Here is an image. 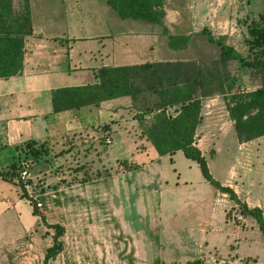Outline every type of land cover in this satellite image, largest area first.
Wrapping results in <instances>:
<instances>
[{
	"label": "rangeland",
	"instance_id": "obj_1",
	"mask_svg": "<svg viewBox=\"0 0 264 264\" xmlns=\"http://www.w3.org/2000/svg\"><path fill=\"white\" fill-rule=\"evenodd\" d=\"M82 1L91 3L90 0ZM85 6L77 12L82 23L88 20V5ZM163 10L166 14L163 26L153 25V29L159 31L161 41L157 62L194 61L204 66L217 59L218 49L198 34L201 29L213 38L221 37L226 45L243 57L250 56L246 43L249 40V22L264 12V0H163ZM111 13L120 19L113 10ZM66 17L68 21V15ZM131 22L134 21L124 23L130 26ZM163 28L170 35L185 36L189 32L186 47L168 55ZM226 70L234 80L232 93L248 92L257 86V77L236 62H229ZM74 77L82 79L80 74ZM88 77L87 84L92 82ZM226 98H205L201 104V118L208 119L205 130L214 136L211 142L202 143L199 147L205 150L208 172L218 183L224 178L225 161L221 155L213 158L212 154L217 140L215 123L223 114L222 102ZM148 100L151 104L147 109H153L154 99ZM168 113L173 112L169 110ZM123 118L135 120L133 112H123L118 119ZM144 120L149 121V116H144ZM75 127L67 135L50 141L52 152L62 150L63 154L41 160L28 169L32 195L39 197L41 208L37 211L44 222L30 213L31 208L27 200L20 198L21 191L17 185L0 182V185L9 187L8 191L2 192L6 193L4 198L13 203L8 206V213L0 214V264H43L44 250L51 244L52 230L47 228L51 224L63 228L60 238L62 249L45 264H186L194 260L201 264H264V241L254 229L252 220L244 217L237 205L226 212L227 219L234 224L233 228L238 226L241 229L236 255L225 244L200 252V247L194 244L196 240L187 237L186 229L189 225L195 226L196 217L178 213L185 197L211 187L202 179L197 165L185 159L180 151L162 156L159 162L160 172L167 183L161 191L159 214L152 182H144L138 171L118 176L121 173L116 170L115 160L147 162L143 155L126 158L112 155L115 140L111 135L120 130V125L113 126L114 132L107 130V133L93 125L79 124ZM125 134L130 135L129 139L127 135L125 138L131 147L135 144L130 139L133 133L126 130ZM106 137H109V144L104 142ZM223 144L230 145L227 141ZM68 145L70 148L65 152ZM133 146L129 149L132 150ZM253 147L255 157L244 162L234 182L242 187L254 186L256 190L252 191L260 201L264 197V138L255 142ZM79 166L83 167L86 175L77 171ZM94 173L98 178H94ZM142 184L149 186L142 187ZM8 207L0 201V212ZM260 207L262 209V205ZM234 212L243 217L242 223L234 220ZM164 220L168 223L165 224Z\"/></svg>",
	"mask_w": 264,
	"mask_h": 264
},
{
	"label": "crops",
	"instance_id": "obj_2",
	"mask_svg": "<svg viewBox=\"0 0 264 264\" xmlns=\"http://www.w3.org/2000/svg\"><path fill=\"white\" fill-rule=\"evenodd\" d=\"M89 2L91 3H83L82 0H28L31 34L23 41L21 70L15 76L0 79V171L11 163L9 161L14 155L11 148L23 141H45L50 145V141L67 135L79 124L94 127L108 125L110 132H114L113 126L120 125V130L111 135L115 140L111 153L124 158L133 155H143L147 158V162H136L141 165L136 171L141 174L144 182L153 183L152 191L156 192L155 204L157 203L160 214L161 191L167 185L159 167L162 156L158 157L151 146L141 138L135 120L118 119L123 112L134 114L127 98L102 102L97 110H83L80 114L71 111L51 113V91L61 87L86 85L88 75L92 78L89 84H92L93 73L97 68L159 61L157 58L161 51V41L159 31L153 29V25L132 20L134 22L129 23L131 24L129 26L128 23H124L129 19L113 17L104 0ZM17 4L18 0L16 2L12 0L13 8L17 9ZM85 4L88 5L86 8L89 12L86 13L88 20L82 23L77 17V12L81 7H86ZM165 19L166 14L163 22ZM81 31L83 35L78 34ZM189 35V32L185 34ZM164 42L168 55L178 52L168 49L166 41ZM75 74H80L82 79L74 77ZM225 102H222L223 114L216 119L217 140L212 154L213 158L221 155L225 161L224 178L219 185L229 187L237 200L248 208H261L260 205L262 207L264 205V197L260 201L256 198L252 191L256 190L255 187L249 186L250 184L242 187L235 184L234 180L238 179L236 173L245 165L244 162L255 157L253 145L264 136L238 143L232 131ZM206 123L208 119L202 118L193 137V145L204 159L205 150H201L199 146L211 142L213 135L206 132ZM124 128L133 133L131 135L133 138L130 139L131 142L135 141L134 146L132 145L135 151L129 149L132 146L127 145L128 140L125 138L127 134L124 135L126 130L122 131ZM129 136L127 135V138ZM225 141L230 145H224ZM124 174L126 173L118 176ZM148 186L142 184V187ZM2 190L8 191L9 187L0 185V201H4L7 207L12 206V201L4 198L6 193L4 194ZM235 206L234 201L226 194L212 187L199 194L185 197V203L178 213H185L190 218L196 217L195 226L189 225L186 235L196 240L194 244L200 247V252L202 249L208 252L216 249L218 245L225 244L233 255H236L239 240L237 237L241 229L238 226L233 228L234 224L226 217V212ZM9 207L7 210L4 208L0 214L8 213ZM163 222L166 224L168 220ZM253 226L256 230L255 225Z\"/></svg>",
	"mask_w": 264,
	"mask_h": 264
},
{
	"label": "trees",
	"instance_id": "obj_3",
	"mask_svg": "<svg viewBox=\"0 0 264 264\" xmlns=\"http://www.w3.org/2000/svg\"><path fill=\"white\" fill-rule=\"evenodd\" d=\"M105 4L123 20L142 21L163 26V0H104ZM166 46L170 50H182L189 36L170 35L165 29ZM31 34L28 0H18L17 9L12 0H0V79L15 76L21 70L22 46ZM218 49V56L211 65H199L194 61L144 62L142 64L100 67L94 70V82L75 87H61L51 91V113L71 111L80 114L83 110L94 111L102 102L127 98L134 111L141 138L148 143L158 157L180 151L182 156L194 162L202 179L213 189L226 194L240 209L241 214L251 219L264 241V205L262 209L247 208L240 203L229 187H222L208 172L204 157L193 145L195 130L201 122V104L205 98L227 97L225 108L232 123V131L238 143H245L264 136V12L249 22L246 41L250 56L243 57L221 37L213 38L205 29L198 32ZM236 62L257 77V86L248 92L232 93L234 80L226 70L229 62ZM154 99L153 109H147ZM171 110L172 114L168 111ZM149 116V121L144 116ZM106 132L108 125L97 126ZM107 133V132H106ZM68 149L65 152H68ZM12 162L0 171V181L17 185L20 198L27 200L34 216L41 222L35 203L30 200L20 181L19 172L50 157L53 153L45 141L26 140L14 145ZM117 172L136 171L141 165L133 160H115ZM77 171H85L82 166ZM86 175V173H85ZM94 178L97 173H94ZM87 182V181H84ZM51 244L44 250L43 264L54 259L62 249L60 238L63 228L58 224L47 225ZM186 264H201L194 260Z\"/></svg>",
	"mask_w": 264,
	"mask_h": 264
},
{
	"label": "built area",
	"instance_id": "obj_4",
	"mask_svg": "<svg viewBox=\"0 0 264 264\" xmlns=\"http://www.w3.org/2000/svg\"><path fill=\"white\" fill-rule=\"evenodd\" d=\"M105 144H109L110 141L108 138H105L104 140ZM18 180L20 181L27 197L32 200L35 203V207L38 210L39 208H41V203L39 200V197L36 195H32V185L30 183V175H29V170L24 169L22 171L19 172L18 175ZM234 220H236L238 223H242L243 222V217L239 214V213H232Z\"/></svg>",
	"mask_w": 264,
	"mask_h": 264
}]
</instances>
